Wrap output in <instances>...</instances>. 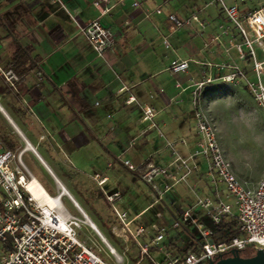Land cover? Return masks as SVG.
I'll return each instance as SVG.
<instances>
[{
  "label": "crops",
  "instance_id": "crops-1",
  "mask_svg": "<svg viewBox=\"0 0 264 264\" xmlns=\"http://www.w3.org/2000/svg\"><path fill=\"white\" fill-rule=\"evenodd\" d=\"M93 1L0 0V68L18 76L11 85L0 74L18 100L0 101V113L21 136H39L28 139L26 150L39 166L43 187L54 193L62 190L70 212L85 213L105 232L88 208L96 210L101 196L108 200L107 194L118 192L114 199L130 224L151 207L137 191L138 172L120 160L135 166L148 161L171 164L174 171L180 166L179 175L185 171L175 159L187 158L198 139L187 120L193 116L189 106L194 109L196 100L202 110L206 88L219 79L195 93L196 83L205 74L229 72L207 63H236L232 48H226L229 39L238 37L211 0H101L99 6ZM169 14L188 22L173 27ZM95 19L116 34L113 48L102 56L79 32V26ZM178 58L189 60L187 70L169 69ZM144 107L155 110L151 119L143 118ZM21 112L28 115L33 135L19 128ZM171 145L172 154L167 155ZM187 165L185 179L194 188L211 196H222V185L226 191L222 182L206 174V159L202 164L194 156ZM262 174L245 180L255 185Z\"/></svg>",
  "mask_w": 264,
  "mask_h": 264
},
{
  "label": "built area",
  "instance_id": "built-area-1",
  "mask_svg": "<svg viewBox=\"0 0 264 264\" xmlns=\"http://www.w3.org/2000/svg\"><path fill=\"white\" fill-rule=\"evenodd\" d=\"M211 1L218 5L229 28L231 27L238 37V41L228 40L226 52L230 48H235L239 59L252 64L254 78L250 79L245 69L234 62L207 63L209 68L215 65L219 70L227 68L229 72L218 77L205 74L204 78L196 83L195 93L215 79L233 82L243 78L250 95L264 115V81L261 78L264 72V59L258 60L254 50L256 44L264 53V6L248 10L241 6L245 0ZM100 2L101 0H94L93 4L99 6ZM104 11L105 9L102 10ZM154 11L159 12L160 9L156 8ZM168 18L173 27H180L188 22L181 20L175 14H169ZM192 19L199 22L196 15H192ZM79 32L88 39L98 56L112 49L116 40V34L111 28L102 26L96 19L79 26ZM243 46L247 48L246 51ZM188 67V59H174L169 64V69L173 72L185 71ZM0 74L11 85L13 81L18 80L17 74L12 70L0 68ZM154 114L153 108H143L144 119H151ZM193 116L195 130L199 136L194 150L187 158L177 156L175 159L185 168L181 175L177 173L180 166H175L176 171H174L171 169V164L156 166L148 161L135 166L128 159L120 161L129 171L138 172L139 178L151 189L153 201L160 202L164 192L185 180V176L190 172L187 161L196 155H202L207 162L206 174L214 182L219 181L224 184L227 194L233 199V204L227 202L217 192L214 196L196 194L195 202L182 208L177 217L170 212L171 226L176 229L183 228L187 223L193 224L199 233L198 242L184 252H175L174 255L166 249L165 258L168 259L154 260V264H207L230 255L233 250L246 248L254 251L264 250V174L255 185L237 176L231 160L225 156L220 146L214 123L199 108L196 100ZM22 156L23 150L5 148L0 136V264H111L100 254L99 249L97 251L85 238L80 237L82 225L87 223L85 218L87 215L82 212L83 220L70 212L62 202V190L56 193L46 190L51 196L48 198L34 196L28 188L33 174L23 162ZM116 159H120L119 156ZM158 178H162L164 183H157ZM104 180L105 178H102L99 182L102 183ZM161 185L163 188L160 187ZM117 195L118 192H113L106 197L112 202ZM113 210L121 222L123 237L125 240L128 239V235L132 237L142 254L148 255L150 244H158L167 234L163 224L153 221L150 223L153 237L150 241L142 243L137 237L144 233V227L139 226L132 231L126 212L119 211L114 205ZM161 215V212L155 213L158 218ZM199 215L208 216L213 223L212 227L201 221ZM231 219L236 221L238 232L229 239H214V227ZM87 225L91 228L88 223ZM99 233L102 234L104 238L102 241L109 247L114 257L122 259L105 235L100 230ZM166 246L170 249L169 240ZM158 248L161 250L164 247Z\"/></svg>",
  "mask_w": 264,
  "mask_h": 264
},
{
  "label": "rangeland",
  "instance_id": "rangeland-1",
  "mask_svg": "<svg viewBox=\"0 0 264 264\" xmlns=\"http://www.w3.org/2000/svg\"><path fill=\"white\" fill-rule=\"evenodd\" d=\"M241 6L244 9L253 10L264 6V0H245ZM244 51L247 50L243 46ZM254 50L256 53V58L258 60L264 59V53H262L261 48L254 44ZM231 55L235 58L236 63L244 68L247 76L252 79L254 78V73L251 70L252 64L245 63L238 57V53L235 48L230 50ZM262 81H264V72L261 75ZM217 88L207 87L205 91V105L202 111L205 115L214 123L218 141L225 154V156L231 160L237 174L243 179H252L259 177L261 173H264V115L261 114L258 106L250 95L245 80L243 78L238 79L233 82L216 81ZM200 97V96H199ZM0 101L3 103L18 102L15 98L14 92L9 88L4 82L3 78L0 77ZM193 110V105L189 106ZM19 119H21L22 124L19 125L21 131L26 134L33 135V125L29 123L28 115L21 112L18 114ZM188 123L190 126L194 125V116H188ZM8 136L14 143H16L15 151L23 150L22 160L31 171V173L42 181V176L40 175V170L37 162L33 158L30 151L26 150L29 144L28 139H38L39 136H21L14 127L3 117L0 113V135ZM198 134V133H197ZM159 136V135H158ZM199 136V135H198ZM172 145L167 150V155L172 154ZM158 155L154 154L153 157ZM196 158L200 159L202 164H205V158L202 155H196ZM205 167V166H203ZM245 167L246 173L244 172ZM246 174V175H245ZM198 176V174H197ZM129 177V175H128ZM248 177V178H246ZM131 178V177H129ZM44 180V179H43ZM248 181V180H247ZM43 182V181H42ZM159 183L160 179H156ZM137 191L141 193L142 201H149L151 207L140 217V219L134 221L130 224L132 231H134L137 226L141 225L144 227V233L138 235V240L142 243L148 242L153 237V232L150 228V223L157 221L163 224L167 229V234L163 241L158 244H150L148 255L142 254L140 247L134 241L132 237L128 235V239L122 235L121 222L117 218L113 205L117 207L119 211H122L120 204L114 199L112 202L101 196L100 200L97 202L98 207L94 210L89 208L90 216L94 221L97 222L99 228L105 230L103 235L108 239L109 243L115 247L118 254L122 256V259H117L110 252L109 247L102 241L97 233H95L87 223L82 225L80 230V237H83L87 242L93 246L97 251H101L100 254L111 263V264H154V260L164 261L166 249L174 255L175 249H169L165 244L171 238L174 240L176 245L182 249L185 248L193 239L194 236H198V230L193 224H185L189 233L184 228H173L172 218L170 217L169 209L173 211H179L184 208V204L190 205L195 202V195H205L203 189L192 186V183H188V180H182L173 186L170 190L163 193V200L160 202H154L152 198V192L149 186L141 181H136ZM107 187L106 185L104 188ZM163 188V185L160 186ZM51 189V188H49ZM194 189V190H193ZM222 197L233 204V199L224 191V187H221ZM50 193H54L51 189ZM94 192V191H93ZM176 199L174 203L172 200ZM141 201V202H142ZM190 203V204H189ZM159 210L162 213L161 218L155 217V212ZM74 214L79 218L83 219V215L79 213L76 209ZM201 221L205 222L206 225L212 227L208 216L199 215ZM171 218V219H170ZM162 246L161 250L158 248ZM256 251L251 248H246L240 251L241 255H253Z\"/></svg>",
  "mask_w": 264,
  "mask_h": 264
},
{
  "label": "trees",
  "instance_id": "trees-1",
  "mask_svg": "<svg viewBox=\"0 0 264 264\" xmlns=\"http://www.w3.org/2000/svg\"><path fill=\"white\" fill-rule=\"evenodd\" d=\"M18 52H20L19 48H17L16 54L14 55L15 58L18 57ZM217 86H218L217 84L213 83L210 87L217 88ZM0 136L2 139L3 146L5 148H10L13 150L16 148V143H14L8 136H5L3 134ZM172 203H174V201ZM171 211L175 217H177L179 212H180L179 209L177 211H173V210H171ZM237 232H238V229H237L236 221L234 219H231L229 221H224V222H222V223H220L214 227L213 238L214 239H229L232 235L236 234ZM197 242H198V237L194 236L193 240H191V242L185 248L180 249L176 245L174 240H172L170 238L169 239V247H170V249H175L176 253H180V252H184L187 248L195 246V244ZM242 250H244V249H241L238 251L240 252ZM243 256H249V255H243Z\"/></svg>",
  "mask_w": 264,
  "mask_h": 264
},
{
  "label": "water",
  "instance_id": "water-1",
  "mask_svg": "<svg viewBox=\"0 0 264 264\" xmlns=\"http://www.w3.org/2000/svg\"><path fill=\"white\" fill-rule=\"evenodd\" d=\"M207 264H264V250L258 249L250 256H243L238 250H233L230 255Z\"/></svg>",
  "mask_w": 264,
  "mask_h": 264
},
{
  "label": "bare ground",
  "instance_id": "bare-ground-1",
  "mask_svg": "<svg viewBox=\"0 0 264 264\" xmlns=\"http://www.w3.org/2000/svg\"><path fill=\"white\" fill-rule=\"evenodd\" d=\"M3 109L1 111H4ZM9 121H11V120H9ZM28 188L33 192L34 196H36V197H41V196L42 197L45 196L47 198L51 197L48 194V192L46 191V189L43 187V185L38 181V179L34 175L32 176L31 182L28 183ZM50 204H51V202H50ZM85 218H86V222L91 226V228L93 230H95L99 234V236L104 241V238L102 237V234L99 233L97 226L88 218V216H85ZM111 251L114 252V249L111 248Z\"/></svg>",
  "mask_w": 264,
  "mask_h": 264
}]
</instances>
